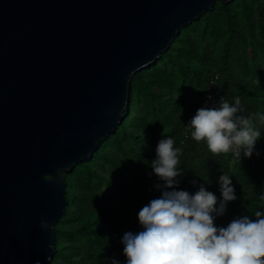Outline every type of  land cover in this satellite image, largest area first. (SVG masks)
<instances>
[{
  "label": "water",
  "instance_id": "1",
  "mask_svg": "<svg viewBox=\"0 0 264 264\" xmlns=\"http://www.w3.org/2000/svg\"><path fill=\"white\" fill-rule=\"evenodd\" d=\"M233 0H0V264H50L63 173L129 109L132 79Z\"/></svg>",
  "mask_w": 264,
  "mask_h": 264
},
{
  "label": "trees",
  "instance_id": "2",
  "mask_svg": "<svg viewBox=\"0 0 264 264\" xmlns=\"http://www.w3.org/2000/svg\"><path fill=\"white\" fill-rule=\"evenodd\" d=\"M216 75L226 100L234 103L239 96L245 115L264 113V0L217 2L183 27L160 59L134 75L129 109L115 133L91 159L63 173L68 204L55 225L50 264H106L113 257L124 264L122 236L142 230L138 212L161 195L149 174L165 136L182 149L179 189L194 193L204 183L219 199V176H231L237 199L216 225L226 227L244 215L255 220V212L264 211V127L256 144L260 155L241 160L214 155L191 135L184 139L188 118Z\"/></svg>",
  "mask_w": 264,
  "mask_h": 264
},
{
  "label": "clouds",
  "instance_id": "3",
  "mask_svg": "<svg viewBox=\"0 0 264 264\" xmlns=\"http://www.w3.org/2000/svg\"><path fill=\"white\" fill-rule=\"evenodd\" d=\"M245 111L239 96L234 103L221 98L218 106L201 107L188 123L191 137L205 142L214 155L231 154L238 160L259 156L256 144L264 113L245 115ZM174 144L171 136L157 144L149 175L156 176L154 187L161 195L138 212L142 230L122 236L124 264H264V211H256L255 220L244 215L226 227L216 225L229 202L237 199L231 176H219V199L204 183L194 193L179 189L184 176L179 167L182 149ZM106 264L121 261L113 257Z\"/></svg>",
  "mask_w": 264,
  "mask_h": 264
},
{
  "label": "built area",
  "instance_id": "4",
  "mask_svg": "<svg viewBox=\"0 0 264 264\" xmlns=\"http://www.w3.org/2000/svg\"><path fill=\"white\" fill-rule=\"evenodd\" d=\"M218 81H219V76H217V75L214 76L213 78H211V80L209 81V84L207 86V89H206L205 93L203 94L199 108L205 107V106H208V107L218 106L220 99L224 98L219 91ZM196 111L192 112L188 118L187 125L185 127L186 129H185V133H184V139H188L189 136L191 135L192 129H191L190 124H188V123L194 117V115L196 114ZM228 155L231 156L233 158V160H238V159L234 158L231 154H228Z\"/></svg>",
  "mask_w": 264,
  "mask_h": 264
}]
</instances>
